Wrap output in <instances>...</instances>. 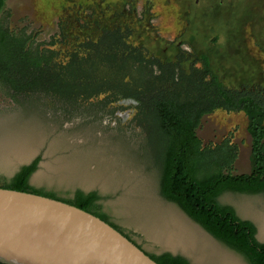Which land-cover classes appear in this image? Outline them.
<instances>
[{
    "label": "rangeland",
    "instance_id": "374dc122",
    "mask_svg": "<svg viewBox=\"0 0 264 264\" xmlns=\"http://www.w3.org/2000/svg\"><path fill=\"white\" fill-rule=\"evenodd\" d=\"M221 1L5 0L0 28L24 31L38 43L63 31L71 43L128 27L131 43L163 63L175 62L182 50L186 70L194 53L208 58L226 87L264 88V0H236L228 10L232 0ZM19 100L0 85V186L38 160L31 187L67 200L77 191L96 192L110 222L147 254L171 253L191 264H249L162 196L157 154L147 147V131L132 121L131 106L65 114L47 99ZM197 136L206 147L234 143V174L250 172L252 142L243 113L205 116ZM218 201L253 223L264 243V193L227 192Z\"/></svg>",
    "mask_w": 264,
    "mask_h": 264
},
{
    "label": "trees",
    "instance_id": "16d2710c",
    "mask_svg": "<svg viewBox=\"0 0 264 264\" xmlns=\"http://www.w3.org/2000/svg\"><path fill=\"white\" fill-rule=\"evenodd\" d=\"M4 5L0 0V11ZM131 38L130 28L117 27L103 30L97 39L76 37L69 43L61 31L49 42L38 43L24 31L15 34L0 28V85L16 102L47 99L65 114L90 108L118 110L122 101L136 100L137 106L129 105L134 109L132 121L147 131V147L157 154L162 196L249 264H264V243L257 240L254 224L218 201L227 192L264 193V88H228L213 74L207 57L193 53V64L186 70L181 66L188 61L184 51L175 62L163 63ZM217 111L246 116L252 142L248 174H234V143L225 140L206 147L197 136L202 119ZM37 169L38 160L0 188L74 206L132 241L102 212L96 192L77 191L67 200L31 187L29 180ZM147 255L157 264H191L171 253Z\"/></svg>",
    "mask_w": 264,
    "mask_h": 264
},
{
    "label": "water",
    "instance_id": "95a60500",
    "mask_svg": "<svg viewBox=\"0 0 264 264\" xmlns=\"http://www.w3.org/2000/svg\"><path fill=\"white\" fill-rule=\"evenodd\" d=\"M120 104L137 106L136 100ZM1 264H157L96 216L46 197L0 188Z\"/></svg>",
    "mask_w": 264,
    "mask_h": 264
},
{
    "label": "flooded vegetation",
    "instance_id": "af4514ba",
    "mask_svg": "<svg viewBox=\"0 0 264 264\" xmlns=\"http://www.w3.org/2000/svg\"><path fill=\"white\" fill-rule=\"evenodd\" d=\"M198 2H199V0H197V3H198ZM235 2H236V0H232V2L229 1V2L227 3V5L225 6L226 9L228 10L227 7L230 6V5L233 6V3H235ZM218 5L223 6V1L218 0ZM218 5H217V6H218ZM217 6H214V7H217ZM233 7H234V6H233ZM231 8H232V7H231ZM231 8H230V10H231ZM232 9H233V8H232ZM181 51H182V50H181ZM193 61H194V59H193Z\"/></svg>",
    "mask_w": 264,
    "mask_h": 264
}]
</instances>
